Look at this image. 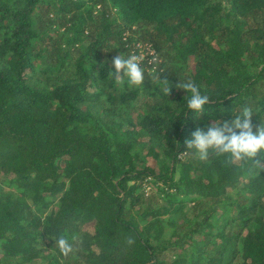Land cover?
I'll list each match as a JSON object with an SVG mask.
<instances>
[{"label":"trees","instance_id":"trees-1","mask_svg":"<svg viewBox=\"0 0 264 264\" xmlns=\"http://www.w3.org/2000/svg\"><path fill=\"white\" fill-rule=\"evenodd\" d=\"M245 106L264 124V0H0V264H264V170L185 144Z\"/></svg>","mask_w":264,"mask_h":264},{"label":"clouds","instance_id":"clouds-1","mask_svg":"<svg viewBox=\"0 0 264 264\" xmlns=\"http://www.w3.org/2000/svg\"><path fill=\"white\" fill-rule=\"evenodd\" d=\"M140 63L139 57L135 55L128 58L120 54L116 55L112 59L114 67L112 75L115 82L123 85L124 78L127 77L129 86L142 85L145 74ZM160 84L163 93L169 96L172 90L169 80L163 78ZM175 86L191 93L187 101L189 110L203 113L204 106L209 102L207 95H202L191 80L179 82ZM252 113V109L245 106L234 119L214 121L207 126V131L198 127L192 132V138L185 140V144L188 149L195 150L201 161L208 160L211 153L226 157L225 163L228 165H244L250 162V166L264 170V124L260 122L259 125H254L251 119ZM55 243L58 244L60 253L64 256H68L73 251L72 245L64 237L59 238Z\"/></svg>","mask_w":264,"mask_h":264},{"label":"rangeland","instance_id":"rangeland-1","mask_svg":"<svg viewBox=\"0 0 264 264\" xmlns=\"http://www.w3.org/2000/svg\"><path fill=\"white\" fill-rule=\"evenodd\" d=\"M96 8H98V6H97ZM145 46H146V45H143L142 47L137 48L138 52H137L136 54H133V55L139 57V59H140L141 57H143V56L146 55L147 53H148V54H151L152 51H150V50L148 49V46H147V48H146ZM143 142H144V141H143ZM143 142H142V143H143ZM147 150H148V149L145 147V144H144V145L142 146V148H141V153H142L141 155H143V156H144V159H145L144 162L156 166V161H155L154 156L151 155L150 153H148ZM3 188H4V189H7V187H3ZM145 190L147 191V193L151 191L150 184H147V183L145 184ZM56 202H57V200L55 199V200H54V203H53L52 205H56ZM85 226H87L88 228H91V227H92L90 223L87 224V225H85ZM171 252H172V251H168V252L166 253L165 256H166L167 258H169L170 255H171Z\"/></svg>","mask_w":264,"mask_h":264},{"label":"built area","instance_id":"built-area-1","mask_svg":"<svg viewBox=\"0 0 264 264\" xmlns=\"http://www.w3.org/2000/svg\"><path fill=\"white\" fill-rule=\"evenodd\" d=\"M143 45H146V46H145L146 48H147V46H148V49H149L150 51H152V53H153V50L150 49V48H149V45H147L146 43H141V42L137 41L136 44H135V47L139 48V47H142Z\"/></svg>","mask_w":264,"mask_h":264}]
</instances>
